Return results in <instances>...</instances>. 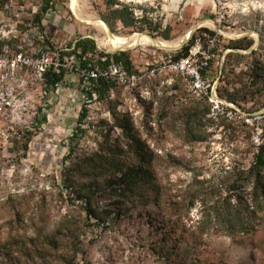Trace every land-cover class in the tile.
Segmentation results:
<instances>
[{"label": "rangeland", "instance_id": "1", "mask_svg": "<svg viewBox=\"0 0 264 264\" xmlns=\"http://www.w3.org/2000/svg\"><path fill=\"white\" fill-rule=\"evenodd\" d=\"M115 1L86 2L115 37L171 41L190 31L184 45L199 37L203 48L212 38L211 85L248 120L216 116L182 75L161 69L180 49H112L70 0H51L40 21L47 37L61 46L86 37L99 52L124 51L142 76L87 100L79 74L67 73L57 87L31 91L20 120L0 117V264H264V227L201 232L209 205L189 202L196 193L215 201L221 192L234 206L250 203L249 170L256 156L264 160V121L255 117L264 109V0ZM41 4L29 0L28 20ZM138 166L155 175L166 211L150 201L147 175L144 187L136 185ZM90 206L104 223L88 216Z\"/></svg>", "mask_w": 264, "mask_h": 264}, {"label": "built area", "instance_id": "2", "mask_svg": "<svg viewBox=\"0 0 264 264\" xmlns=\"http://www.w3.org/2000/svg\"><path fill=\"white\" fill-rule=\"evenodd\" d=\"M28 3L29 0H8L0 6V117L20 120L31 106L30 101L35 96L33 90L46 85L47 76L51 74L62 73L63 78L67 73L77 72L87 100L90 99L88 92H93L99 79L114 80L123 86L138 83L142 75L128 71L121 62L110 61L103 65L82 56L85 63L81 65L73 52L76 40L69 46H61L55 38L47 37L45 31L26 17ZM34 39L38 44H34ZM207 42V48H203L200 39H196L186 56L168 60L161 69L180 73L192 93L208 99L216 116L247 121L248 114L222 100L212 87L207 74L213 58L209 49L214 40L209 37ZM97 59L104 61L105 58ZM156 69L151 68L149 72L154 74ZM61 80L53 86L57 87ZM255 117L257 121H264V109ZM258 133L261 135L262 132Z\"/></svg>", "mask_w": 264, "mask_h": 264}, {"label": "trees", "instance_id": "3", "mask_svg": "<svg viewBox=\"0 0 264 264\" xmlns=\"http://www.w3.org/2000/svg\"><path fill=\"white\" fill-rule=\"evenodd\" d=\"M1 2H6L7 0H0ZM113 4H116L115 0H112ZM51 7V0H42L41 4V10L40 13H36L33 18V24L40 25L42 13L46 12ZM144 17V15H143ZM35 19V20H34ZM32 21V20H31ZM167 38V37H164ZM195 38H190L191 44L195 42ZM200 39V38H199ZM56 44V43H55ZM58 44V43H57ZM252 42H248L247 48L250 47ZM190 45H184L180 50L175 54L170 60H176L182 56H186L188 53ZM240 48V47H237ZM79 53H76V52ZM73 52L76 54V56L80 60V64L83 65L85 62L81 58L82 56H85L86 60H92L90 58V55L94 56L95 53L98 55L97 57H104V61H101L100 59H96V63L106 65L110 61L114 62H121L124 67L131 72H136L134 69L130 59L125 56V52L123 51H117L112 54L108 53H102L97 51L95 48V42L94 40L90 38H77L76 42L74 43ZM256 52V50H252L248 55H252ZM211 66V63H210ZM174 72V71H173ZM178 73V72H176ZM180 74V73H178ZM181 75V74H180ZM62 78L61 74H51L47 76L46 85H51L57 81H60ZM115 86H123L119 83H117L114 80L110 79H99L96 83V86L94 87L93 92H88V97L90 98L93 95H101L104 92L108 91L110 88ZM93 93V94H92ZM200 98H203V100L207 101L209 106H211L210 102L205 96H199ZM87 109L85 107L81 110V117H84L86 115ZM27 144H24V149H26ZM135 169V168H133ZM264 172V160L258 155L255 157L254 164L251 166L249 170V177L255 176V181L251 187L250 195L251 200L250 203L246 204L245 202L241 205L234 206L231 204L228 197L223 198L222 193H219V197L215 201H211V197L207 196L206 193L201 194H194L193 197L189 200L190 205H192L196 200H199L203 203V205H209L207 209V214L205 216L203 215V220L200 221V230L199 231H209L206 232L208 234H224L227 236H236L239 234H247L251 231H254L255 228L260 224L262 227H264V185L261 184L260 177L263 175L261 174ZM135 173V179H136V185L140 184V187H144V183H146V180H144V176L147 175V179L149 180L151 187L154 190V196L150 198V201L153 203V205L157 208L158 211H166V198L163 200L161 197V189L159 185L156 182L155 175L146 172L142 169V167L138 166L137 170L134 171ZM123 177L126 176V173L122 174ZM70 177L69 171L65 172V179L68 180ZM261 184V185H260ZM202 195V196H200ZM210 195V194H209ZM141 196L142 192H139V201L141 202ZM145 205L149 204L147 201L143 202ZM147 203V204H146ZM87 214L90 217H93L96 219L97 222L100 223L103 222V219L100 217V215L96 212V210L93 207H89L87 209ZM21 215V212L19 210H16V212L13 213V216H16V219L20 221L18 218ZM205 217V219H204ZM201 218V219H202ZM15 219V221H16ZM12 221H10L11 224ZM104 223V222H103ZM175 223V222H174ZM72 264V263H71ZM75 264V263H74Z\"/></svg>", "mask_w": 264, "mask_h": 264}, {"label": "bare ground", "instance_id": "4", "mask_svg": "<svg viewBox=\"0 0 264 264\" xmlns=\"http://www.w3.org/2000/svg\"><path fill=\"white\" fill-rule=\"evenodd\" d=\"M73 5L77 7V9L82 13L84 22L90 24L97 30L104 32L107 34V41L106 45L111 47L112 49H121V50H126L128 48H131L135 44H151L153 43L157 47H161L164 49H172L174 50L183 40H185L186 35L183 38H179L176 40H164V39H156L151 40L149 38H145L143 36L137 35V34H131L128 36H118L115 37L110 34L108 31L107 26L105 25L104 22L100 20V18L94 16L93 14L89 13L86 7V2L87 0H70ZM136 1H142V0H136ZM207 21V20H206ZM205 21V25L213 26L212 22ZM204 23V21H203ZM154 39V38H152ZM128 46V47H126Z\"/></svg>", "mask_w": 264, "mask_h": 264}, {"label": "water", "instance_id": "5", "mask_svg": "<svg viewBox=\"0 0 264 264\" xmlns=\"http://www.w3.org/2000/svg\"><path fill=\"white\" fill-rule=\"evenodd\" d=\"M106 25V24H105ZM107 26V25H106ZM108 28V27H107ZM108 31H109V29H108ZM110 32V31H109ZM111 33V32H110ZM190 31L188 32V35L186 36V38H185V40H183L174 50H177V49H180V48H182L183 47V45H184V43L186 42V40H188V38L190 37ZM148 36L149 37H151V38H154L153 36H151V35H149L148 34ZM155 39V38H154ZM259 37L257 36L256 37V39H255V41H254V44L249 48V49H247L246 50V52L248 53V52H251L252 50H254V49H256L257 48V46H258V44H259ZM237 52H239L238 50H236Z\"/></svg>", "mask_w": 264, "mask_h": 264}]
</instances>
